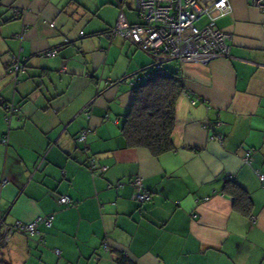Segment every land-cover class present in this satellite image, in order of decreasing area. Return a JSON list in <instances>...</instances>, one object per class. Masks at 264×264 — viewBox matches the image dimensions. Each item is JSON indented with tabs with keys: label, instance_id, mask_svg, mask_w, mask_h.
Listing matches in <instances>:
<instances>
[{
	"label": "crops",
	"instance_id": "0c3cea01",
	"mask_svg": "<svg viewBox=\"0 0 264 264\" xmlns=\"http://www.w3.org/2000/svg\"><path fill=\"white\" fill-rule=\"evenodd\" d=\"M230 1L217 19L229 54L168 63L184 85L176 149L155 155L123 131L136 74L153 62L113 30L121 12L140 21L134 0H0V210L39 230L13 233L7 261L123 264V252L132 264H264V10ZM136 175L151 201L134 198ZM227 182L247 192L248 210Z\"/></svg>",
	"mask_w": 264,
	"mask_h": 264
},
{
	"label": "built area",
	"instance_id": "2783aa9c",
	"mask_svg": "<svg viewBox=\"0 0 264 264\" xmlns=\"http://www.w3.org/2000/svg\"><path fill=\"white\" fill-rule=\"evenodd\" d=\"M123 0H120L122 2ZM253 4L264 10V0H251ZM139 13L140 22L131 23L123 12L120 13L119 21L114 31L121 33L126 38L136 43L140 48L149 52L155 59V66L160 68L168 59L175 58L181 61L209 62L220 56L229 54L228 39L230 35L217 25V19L231 12L230 0H134ZM23 35H20V37ZM55 50H47L45 55H51ZM24 69L19 61H14L10 72L17 75ZM8 121L18 108L7 106ZM80 140L86 139L83 133ZM4 142H7L4 140ZM251 159V151L246 154V160ZM90 168H97L94 160ZM107 166H101L97 173L105 172ZM264 184V175H260ZM4 180L3 183H6ZM135 186L134 198L139 202L149 201L153 193L147 190L143 184V178L139 175L131 179ZM63 205H70L73 200L66 195L59 199ZM1 223H2V219ZM48 225L52 223V216L47 219ZM38 220L27 224L21 221L12 226L5 227L10 236L18 230H27L31 233L38 232ZM105 248L108 249L107 244Z\"/></svg>",
	"mask_w": 264,
	"mask_h": 264
},
{
	"label": "trees",
	"instance_id": "16d2710c",
	"mask_svg": "<svg viewBox=\"0 0 264 264\" xmlns=\"http://www.w3.org/2000/svg\"><path fill=\"white\" fill-rule=\"evenodd\" d=\"M154 59L153 57V62L150 66L136 74V82L133 89L134 99L125 116L123 131L130 147H147L155 155H160L176 149L172 140V134L175 128L176 103L179 95L184 91V85L180 71L176 67H171L168 64L170 61H179L166 60L158 68L155 66ZM92 160L96 164L95 159L90 158L89 166ZM101 166L103 165L97 166L93 172L96 173L100 170ZM98 174L103 175L104 172ZM225 189L233 195L235 202L240 207L243 206L242 208H246L247 210L250 208L252 203L251 198L236 182H227ZM73 204L74 202L70 205ZM0 219H2V223L0 220V251H2L6 248L10 239L6 238L8 232H6L5 227L7 225L12 226L16 222L7 221V218L1 213V210ZM22 223L27 224L25 222ZM17 232L26 233L29 237L39 235V230L36 233H31L30 231L22 229L14 233ZM43 241V237L39 236L38 242L44 243ZM106 244L111 251L109 244ZM108 249L105 248L106 251ZM56 252L57 254L61 253L59 249H56ZM117 259L123 264H132L126 253H120ZM0 264H12L7 261L2 252H0Z\"/></svg>",
	"mask_w": 264,
	"mask_h": 264
},
{
	"label": "bare ground",
	"instance_id": "6f19581e",
	"mask_svg": "<svg viewBox=\"0 0 264 264\" xmlns=\"http://www.w3.org/2000/svg\"><path fill=\"white\" fill-rule=\"evenodd\" d=\"M170 60H177V61H179V62H187V61H181V60H178V59H175V58H171V59H168V61H170ZM247 154V153H246ZM245 160H246V156H245ZM251 160V159H250ZM250 160L249 161H247V162H250Z\"/></svg>",
	"mask_w": 264,
	"mask_h": 264
},
{
	"label": "rangeland",
	"instance_id": "374dc122",
	"mask_svg": "<svg viewBox=\"0 0 264 264\" xmlns=\"http://www.w3.org/2000/svg\"><path fill=\"white\" fill-rule=\"evenodd\" d=\"M171 62H173V61H171ZM172 67V66H171Z\"/></svg>",
	"mask_w": 264,
	"mask_h": 264
}]
</instances>
